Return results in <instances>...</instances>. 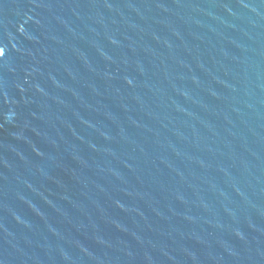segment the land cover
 I'll return each mask as SVG.
<instances>
[{"label": "water", "instance_id": "water-1", "mask_svg": "<svg viewBox=\"0 0 264 264\" xmlns=\"http://www.w3.org/2000/svg\"><path fill=\"white\" fill-rule=\"evenodd\" d=\"M0 264H264V0H0Z\"/></svg>", "mask_w": 264, "mask_h": 264}]
</instances>
